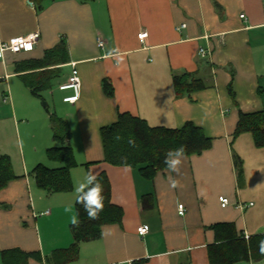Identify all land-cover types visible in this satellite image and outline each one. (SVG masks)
Segmentation results:
<instances>
[{
    "label": "crops",
    "instance_id": "crops-1",
    "mask_svg": "<svg viewBox=\"0 0 264 264\" xmlns=\"http://www.w3.org/2000/svg\"><path fill=\"white\" fill-rule=\"evenodd\" d=\"M32 3L0 0L1 42L39 33L32 52L0 49V146L7 144L6 133L20 135L33 124L43 137L52 131L51 114L39 98L57 87L73 111L71 119H62L70 125L76 166L72 190L48 194L32 172L38 165H62L37 164L24 152L23 165L12 167L16 178L0 191V260L3 251L20 249L40 254L44 264H210L214 225L234 224L238 234L264 236V147L249 133L235 136L241 114L264 112V0H49L42 9ZM142 32L148 34L144 42ZM62 40L66 63L52 67L49 88L35 94L22 76L45 69L22 66L43 60ZM112 50L120 58L110 56ZM75 67L81 90L72 104L64 100L74 90L61 86ZM184 74L205 88L177 95L174 77ZM105 80L113 96L105 94ZM125 113L151 127L192 124L210 139V148L185 155L179 174L164 169L153 180L110 165L101 130ZM89 170L108 176L112 203L124 218L103 226L106 235L81 242L76 258L65 259L75 242L65 208L77 212L74 188ZM221 197L229 207L222 208ZM141 226L149 229L145 236L138 233ZM235 264H264V258Z\"/></svg>",
    "mask_w": 264,
    "mask_h": 264
},
{
    "label": "trees",
    "instance_id": "trees-1",
    "mask_svg": "<svg viewBox=\"0 0 264 264\" xmlns=\"http://www.w3.org/2000/svg\"><path fill=\"white\" fill-rule=\"evenodd\" d=\"M30 1L42 9L44 6L42 4L49 0ZM65 52H67V45L62 40L57 46L46 52L43 60L24 63L22 68H26L25 70L45 69L42 72L22 76V80L31 85L35 94L49 88L51 74L56 69L51 68L66 63ZM174 84L179 96L205 88L201 80L192 79L189 74L175 76ZM102 87L106 95L113 96V87L107 80L103 82ZM51 127L55 141H69L71 133L67 120L59 118L55 114L51 115ZM244 133L252 135L256 146L264 147V112L240 115L235 136ZM101 135L106 163L137 169L148 180H153L158 171L167 169L164 160L169 149H176L183 145L185 155H193L201 154L211 145L210 139L205 136L203 131L192 124H187L182 129L151 127L145 120L127 113L120 114L116 123L102 128ZM116 136H119L120 139L116 140ZM130 139L135 141L134 146L129 143ZM47 156L50 161L62 166L52 169L38 165L32 172L36 184L48 194L70 192L73 188L71 170L76 166L72 148L69 144L68 146L50 148L47 150ZM239 176L241 177V171ZM15 178L10 157L1 155L0 191ZM97 178L103 185L104 210L100 213L99 219L90 220L83 206L77 203L80 225L79 227L72 226L75 242L64 253V256H61L65 259L76 258L80 243L99 238L103 226L122 224L124 211L112 203V188L108 176L102 173ZM3 207L8 208V206ZM212 229L216 235V244L209 247L210 264H235L248 259L260 260L264 258V254H261L260 251V241L264 240V236L251 237L247 242L242 234H238L234 224H216ZM30 259L37 261L38 264H44L40 254H29L20 249L3 251L0 264H29ZM51 259L54 260V257Z\"/></svg>",
    "mask_w": 264,
    "mask_h": 264
},
{
    "label": "rangeland",
    "instance_id": "rangeland-1",
    "mask_svg": "<svg viewBox=\"0 0 264 264\" xmlns=\"http://www.w3.org/2000/svg\"><path fill=\"white\" fill-rule=\"evenodd\" d=\"M41 96L42 98H39L40 104L49 115L55 114L56 116L61 118L71 119L69 115L73 114V111H67L68 107L66 105H63L62 94L59 93L57 87H55L52 91L43 92ZM45 103L47 104V106H45ZM52 136V131L50 129L48 131V134H45L43 137L41 128H36L35 124H33L29 128L22 130L20 132V135L16 134L15 131H13L12 134L6 133L7 144H5V146H0V152H5L10 156L13 168H15L16 166H20L23 163L24 152L26 153L27 159L30 158L33 161L39 160L43 164L50 165L51 163L46 156V147L49 148L54 146H68L69 142L68 140L54 141ZM42 156L44 159L40 158ZM39 161L35 163L38 164L40 163Z\"/></svg>",
    "mask_w": 264,
    "mask_h": 264
},
{
    "label": "clouds",
    "instance_id": "clouds-1",
    "mask_svg": "<svg viewBox=\"0 0 264 264\" xmlns=\"http://www.w3.org/2000/svg\"><path fill=\"white\" fill-rule=\"evenodd\" d=\"M110 56H116L120 58V53L118 50H112L109 52ZM116 140H119L120 137L116 136ZM129 143L133 146L135 141L130 139ZM185 157V148L181 145L176 149H169L166 153L164 163L167 166L169 172H175L179 174L180 166ZM98 173L95 170H89L84 181L78 186H75L74 191L76 193V203L81 204L87 213V216L90 220L99 219L100 213L104 210V195H103V185L98 180ZM171 179V178H170ZM173 187L176 186V181L172 180ZM67 213H71L69 216V222L73 227H79L80 219L79 213L73 212L72 207L68 206L65 208ZM146 227V226H145ZM107 233L102 229V235ZM260 251L261 254H264V240L260 241ZM43 260V257H42ZM29 264H36L35 260H29Z\"/></svg>",
    "mask_w": 264,
    "mask_h": 264
},
{
    "label": "built area",
    "instance_id": "built-area-1",
    "mask_svg": "<svg viewBox=\"0 0 264 264\" xmlns=\"http://www.w3.org/2000/svg\"><path fill=\"white\" fill-rule=\"evenodd\" d=\"M33 4V3H32ZM243 19H246L245 15L241 16ZM186 25H183L185 27ZM148 37V34L146 32H142L139 35L140 41L144 42V40ZM39 40V33H31L27 36H20L11 39L9 42H1L0 41V49L2 52H10L12 54H21V53H29L32 52L38 43ZM104 43L99 42V46L103 47ZM200 55L205 56L206 52L204 49L200 50ZM75 66V65H74ZM74 90L75 94L71 97L65 98L66 103H75L80 95V90H81V82H80V77L79 73L76 70V67L73 70L72 75L70 76L68 82L64 85L61 86V90ZM219 201L221 203L222 208H227L230 206V200L225 197L219 198ZM253 204H250L252 206ZM179 214L181 216L185 215L186 209L183 205H180L178 207ZM149 229L145 226H141L138 228V233L140 236H145L148 234ZM245 239H249L250 237L248 235L244 236Z\"/></svg>",
    "mask_w": 264,
    "mask_h": 264
}]
</instances>
